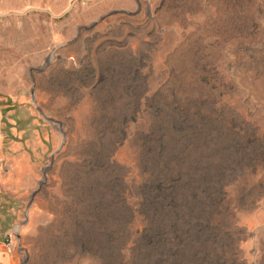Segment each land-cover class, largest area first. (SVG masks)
Instances as JSON below:
<instances>
[{
  "label": "rangeland",
  "instance_id": "rangeland-1",
  "mask_svg": "<svg viewBox=\"0 0 264 264\" xmlns=\"http://www.w3.org/2000/svg\"><path fill=\"white\" fill-rule=\"evenodd\" d=\"M0 264H264V0H0Z\"/></svg>",
  "mask_w": 264,
  "mask_h": 264
}]
</instances>
